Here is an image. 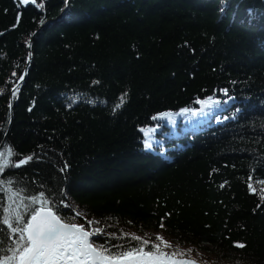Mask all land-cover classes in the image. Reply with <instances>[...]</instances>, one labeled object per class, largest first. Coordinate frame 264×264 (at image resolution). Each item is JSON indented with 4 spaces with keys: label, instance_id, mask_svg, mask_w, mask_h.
Returning <instances> with one entry per match:
<instances>
[{
    "label": "trees",
    "instance_id": "obj_1",
    "mask_svg": "<svg viewBox=\"0 0 264 264\" xmlns=\"http://www.w3.org/2000/svg\"><path fill=\"white\" fill-rule=\"evenodd\" d=\"M0 89V151L34 154L0 217L45 191L98 244L264 264V0H0Z\"/></svg>",
    "mask_w": 264,
    "mask_h": 264
},
{
    "label": "snow or ice",
    "instance_id": "obj_2",
    "mask_svg": "<svg viewBox=\"0 0 264 264\" xmlns=\"http://www.w3.org/2000/svg\"><path fill=\"white\" fill-rule=\"evenodd\" d=\"M30 2L35 4L36 0H22L24 4ZM30 56L31 53H29ZM19 79L23 80L24 77L20 76ZM18 91L19 85L13 89V98ZM224 91L226 94L227 90ZM2 93L3 90L0 89V94ZM126 96L127 93L121 96L113 111L124 104ZM198 102L202 107L218 103L213 101L212 97ZM9 107L11 108V104ZM182 111L187 112L188 110ZM165 116H170V114H161V118ZM146 146L151 147L147 142ZM17 156L19 154L11 146L0 151V174L10 167L20 168L27 165L34 159V154L18 160L14 159ZM11 183L8 181L10 186ZM249 188L255 191L252 184H249ZM0 190L4 189L0 188ZM7 190L11 193L8 199L13 200L15 197L19 202L15 204V207L9 205L5 208L3 212L6 215L0 217V264H179L175 259L177 253L165 252L160 244H153L149 248V240H144L135 234L131 235V240L137 241V245L111 244L110 241L98 244L93 238L106 236V234L98 228L86 229L84 224L75 223L74 218L69 219L63 215L55 197L50 192L39 191L37 194L21 197V193L12 192L11 187ZM60 204H63V200ZM76 215L79 216L80 213ZM92 223L88 221L89 225ZM160 227H164L163 222ZM107 235L115 238V233ZM156 239L161 241L165 247H171L163 237L157 236ZM234 246L241 249L246 247L245 244L239 242ZM185 264H196V262H185Z\"/></svg>",
    "mask_w": 264,
    "mask_h": 264
},
{
    "label": "rangeland",
    "instance_id": "obj_3",
    "mask_svg": "<svg viewBox=\"0 0 264 264\" xmlns=\"http://www.w3.org/2000/svg\"><path fill=\"white\" fill-rule=\"evenodd\" d=\"M88 226L90 227V228H92V229H97L98 227L96 226V224L93 222L91 225H89L88 224ZM167 253H170V252H167ZM174 253H177L176 251L174 252ZM170 254H172V253H170ZM176 256H182V257H190V258H193V259H197V260H199V261H201L200 259H198V257H196V256H194V255H192V256H185V255H179V253H177V255ZM202 262V261H201Z\"/></svg>",
    "mask_w": 264,
    "mask_h": 264
},
{
    "label": "water",
    "instance_id": "obj_4",
    "mask_svg": "<svg viewBox=\"0 0 264 264\" xmlns=\"http://www.w3.org/2000/svg\"><path fill=\"white\" fill-rule=\"evenodd\" d=\"M30 46V45H29ZM27 67L25 68V71H24V73H23V77H24V79L26 78V76H27ZM23 79V80H24ZM20 81H22V80H20ZM0 148H1V145H0ZM178 262H179V264L180 263H182V264H184L185 262H191L190 260H178Z\"/></svg>",
    "mask_w": 264,
    "mask_h": 264
}]
</instances>
